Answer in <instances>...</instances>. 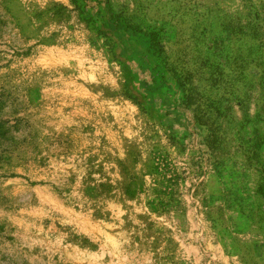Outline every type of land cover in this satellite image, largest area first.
<instances>
[{"label": "rangeland", "instance_id": "1", "mask_svg": "<svg viewBox=\"0 0 264 264\" xmlns=\"http://www.w3.org/2000/svg\"><path fill=\"white\" fill-rule=\"evenodd\" d=\"M0 264H264V0H0Z\"/></svg>", "mask_w": 264, "mask_h": 264}]
</instances>
